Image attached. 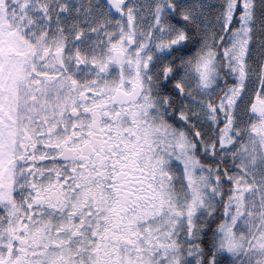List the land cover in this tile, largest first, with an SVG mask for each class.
I'll list each match as a JSON object with an SVG mask.
<instances>
[{
    "label": "snow or ice",
    "instance_id": "snow-or-ice-1",
    "mask_svg": "<svg viewBox=\"0 0 264 264\" xmlns=\"http://www.w3.org/2000/svg\"><path fill=\"white\" fill-rule=\"evenodd\" d=\"M0 264H264V0H0Z\"/></svg>",
    "mask_w": 264,
    "mask_h": 264
}]
</instances>
